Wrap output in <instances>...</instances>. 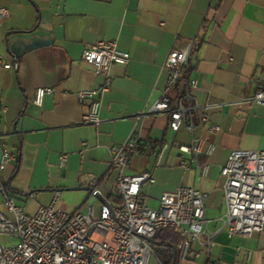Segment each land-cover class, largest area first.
Here are the masks:
<instances>
[{"label":"crops","instance_id":"1","mask_svg":"<svg viewBox=\"0 0 264 264\" xmlns=\"http://www.w3.org/2000/svg\"><path fill=\"white\" fill-rule=\"evenodd\" d=\"M0 6L9 9L0 20V60L18 64L17 70L0 64V159L4 153L13 156L0 185L26 213L49 206L58 191V209L85 211L99 191L94 202L99 214L104 202L114 201L120 174L111 166V149L135 137L152 149L134 157L122 173H152L156 182L142 186L144 204L156 209L164 193L200 189L210 230L216 232L226 209L221 171L229 155L264 150V106L248 101L264 90V0H0ZM195 37L193 94L210 106V122L219 131L196 129L206 141L204 150L215 149L184 170L180 164L188 156L180 147L191 144L190 131L173 132L167 116L146 113L166 93L167 56ZM109 40L131 59L112 67V87L101 98V122L87 125L77 93L97 89L102 78L82 55ZM40 88L54 92L37 106ZM63 154L68 158L61 165ZM170 241L166 231L159 232L152 264H161L157 252ZM179 243L174 264H264V232L251 237L221 232L210 256L195 246L200 256L193 261L181 259Z\"/></svg>","mask_w":264,"mask_h":264},{"label":"built area","instance_id":"2","mask_svg":"<svg viewBox=\"0 0 264 264\" xmlns=\"http://www.w3.org/2000/svg\"><path fill=\"white\" fill-rule=\"evenodd\" d=\"M8 15L9 9L0 6V20ZM197 49L195 37L183 47L171 50L164 64L169 75L166 93L146 113L167 116L173 132L183 128L190 131L191 144L180 147L188 156L180 164L184 170L201 155H210L215 149L210 145L204 150L206 141L195 135L196 129L219 131L210 122V106L201 105L193 94L197 83L190 77L191 58ZM130 59V53L122 51L116 40L99 41L84 50L82 60L93 66L95 74L102 78L97 89L77 93L80 105L85 107L84 124H100L101 98L113 83L111 69L114 65H127ZM0 64L5 69H18L17 62L0 60ZM174 90H177L175 95L168 94ZM53 92L50 88L38 89L35 105L41 106L45 95ZM248 101L264 106V90H258ZM151 149L150 144L135 137L112 147L111 166L120 174L113 189L114 201L104 202L99 214L94 208L95 195L101 196L99 191L85 204V211L58 209L61 197L58 191L49 206L28 215L15 196L0 185L4 208L0 212V264H152L156 258L154 239L166 229L180 236L181 259L193 261L200 256L195 246L210 256L215 238L221 232L230 237H251L264 232V150H234L229 155L221 171L225 179L226 209L219 219L220 228L213 232L206 215V195L200 189L180 187L164 193L156 209L144 204L142 186L156 182L152 173L126 176L122 172L134 157L147 155ZM12 158L9 153L1 157L0 175ZM67 158V154L61 155L60 164L64 165ZM205 173L206 169L202 175Z\"/></svg>","mask_w":264,"mask_h":264},{"label":"trees","instance_id":"3","mask_svg":"<svg viewBox=\"0 0 264 264\" xmlns=\"http://www.w3.org/2000/svg\"><path fill=\"white\" fill-rule=\"evenodd\" d=\"M166 231V234L169 236L171 239L170 245L167 246L166 244H163L166 248L165 250H158V258L160 259L161 264H174L173 263V250H177V244L180 242L181 238L178 234L175 233L174 230L172 229H166L162 230L160 232ZM159 232L157 233L154 241H156L158 237ZM168 247V248H167Z\"/></svg>","mask_w":264,"mask_h":264}]
</instances>
